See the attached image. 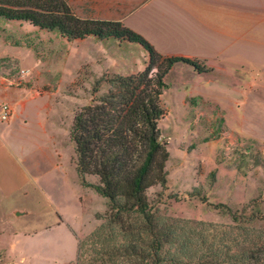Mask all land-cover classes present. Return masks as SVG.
Instances as JSON below:
<instances>
[{
    "label": "rangeland",
    "instance_id": "obj_1",
    "mask_svg": "<svg viewBox=\"0 0 264 264\" xmlns=\"http://www.w3.org/2000/svg\"><path fill=\"white\" fill-rule=\"evenodd\" d=\"M67 3L80 18L119 21L159 54L190 55L206 71L175 64L164 78L158 127L169 152L167 180L145 192L149 223L134 212L111 210L105 198L81 186L70 139L74 115L108 93L116 76L141 72L147 53L126 40H69L57 30L0 18V75L37 97L45 126L32 123L25 130L34 136L28 152L54 162L52 191L59 208L56 213L38 204L30 193L29 214L3 228L7 244L0 248V264H222L220 251L232 253L240 227L264 232V32L250 53L229 57L217 55L218 39L208 32L206 50L195 42L167 41L168 33L184 32L171 15L193 9L183 0ZM254 27L264 28V21ZM21 69L28 72L22 75ZM85 180L98 183L93 175ZM12 203L23 201L16 197ZM228 208L254 211L258 219L237 223ZM158 239L155 261L151 245Z\"/></svg>",
    "mask_w": 264,
    "mask_h": 264
},
{
    "label": "trees",
    "instance_id": "obj_2",
    "mask_svg": "<svg viewBox=\"0 0 264 264\" xmlns=\"http://www.w3.org/2000/svg\"><path fill=\"white\" fill-rule=\"evenodd\" d=\"M0 18L57 30L69 40H126L147 53L148 64L141 72L116 76L110 81L108 93L74 115L70 139L75 146V170L81 186L105 198L111 210L134 212L150 223L152 213L145 192L157 184L164 186L167 180L169 152L160 141L158 127L164 114L160 103L167 87L164 78L175 64L190 66L199 73L205 72V67L189 57L159 54L146 38L119 21L80 18L67 0H0ZM153 67L156 71L149 76ZM87 175L96 176L98 183L86 181ZM228 210L237 223L251 224L258 219L254 211L246 214L245 209L242 213ZM239 229L231 241L232 253L221 249V263L264 264V232L259 234L245 226ZM160 243V239L152 241L155 261Z\"/></svg>",
    "mask_w": 264,
    "mask_h": 264
},
{
    "label": "crops",
    "instance_id": "obj_3",
    "mask_svg": "<svg viewBox=\"0 0 264 264\" xmlns=\"http://www.w3.org/2000/svg\"><path fill=\"white\" fill-rule=\"evenodd\" d=\"M166 2L175 5L180 0ZM183 2L193 5V9L173 13L171 20L179 22L184 32L168 33L167 41L182 45L195 42L198 50H206L208 40L203 38V34L208 32L218 39L220 48L215 50L219 53L217 55L243 57L251 52L254 44L259 42V36L263 35L264 28L254 25L264 21V0H214V5H211V0ZM183 56L195 59L190 55ZM23 90H29V94H22ZM36 99L31 89L18 86L15 81L0 75V106L8 102L13 108L11 117L6 122L0 121L4 125L0 128V248L7 244L3 228L13 218L29 214L26 198L30 193L37 196L38 204H48L56 213L59 211L57 197L52 191L57 182L55 169L53 173L54 162L32 157L28 152L34 136L25 130L28 131L32 123L43 130L45 126L44 117L39 114L42 109ZM34 135L36 137V133ZM16 197L23 201L21 205L12 203Z\"/></svg>",
    "mask_w": 264,
    "mask_h": 264
},
{
    "label": "built area",
    "instance_id": "obj_4",
    "mask_svg": "<svg viewBox=\"0 0 264 264\" xmlns=\"http://www.w3.org/2000/svg\"><path fill=\"white\" fill-rule=\"evenodd\" d=\"M22 75L28 72L27 69H21L19 71ZM13 112L12 106L8 102H4L0 106V120L7 121Z\"/></svg>",
    "mask_w": 264,
    "mask_h": 264
}]
</instances>
